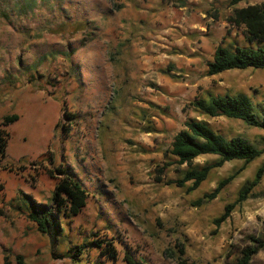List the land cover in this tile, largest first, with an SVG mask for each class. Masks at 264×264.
I'll return each mask as SVG.
<instances>
[{
	"label": "rangeland",
	"instance_id": "1",
	"mask_svg": "<svg viewBox=\"0 0 264 264\" xmlns=\"http://www.w3.org/2000/svg\"><path fill=\"white\" fill-rule=\"evenodd\" d=\"M6 2L29 7L0 15V127L5 116H19L6 126L0 168V264H20L19 257L73 264L64 250L95 238L116 246L118 258L105 264H127L125 252L136 264H180V256L185 264H226L248 236H264V175L219 227L213 223L264 152L246 166L225 162L191 192L165 184L186 167L168 152L186 119L264 147L261 129L190 105L203 90L243 91L264 110V69L205 74L218 45L245 41L244 27L228 21L233 9L264 0H0V8ZM241 167L214 199L194 205ZM66 173L86 189V205L58 217L60 235L43 233L20 200L52 208ZM252 264H264V249Z\"/></svg>",
	"mask_w": 264,
	"mask_h": 264
},
{
	"label": "trees",
	"instance_id": "2",
	"mask_svg": "<svg viewBox=\"0 0 264 264\" xmlns=\"http://www.w3.org/2000/svg\"><path fill=\"white\" fill-rule=\"evenodd\" d=\"M242 1L245 0H229V5L236 6ZM26 7H29L28 2H13L12 5L6 2L5 6L0 8V15L8 18L15 11L16 13L25 12ZM228 21L236 26L244 27L245 41L239 43L237 40H232L224 43V45H218L214 50L212 59L206 63L205 74L214 75L228 70L264 69V3L236 7L228 17ZM190 105L199 115L207 117L224 116L241 120L246 125L257 127L264 132V110L262 109V112L257 110L252 97L243 91L217 93L211 90H203L191 100ZM72 115L74 114L71 116L66 114L65 116L72 121L74 118ZM18 117L17 114L7 115L1 123L0 168L6 166L4 160L9 139L6 126L16 121ZM59 126L64 128L57 123L56 127ZM259 141L264 142V136ZM168 152L173 162L186 167L180 170L179 177L167 180L165 184L175 185L191 192L208 178L213 169L231 161H241L246 166L262 155L264 147L260 148L241 135L227 136L215 130L204 119L189 118L184 121L182 129L173 135ZM203 155H214L215 158L202 164L193 163L194 159ZM242 169L243 167L221 179L212 191L197 198L194 205L200 206L214 199ZM58 171L61 170L58 169ZM263 175L264 163L257 168L252 178L244 181L238 190L236 200L226 204L222 213L213 219L216 227H219L229 217L230 211L236 204L245 201L252 195V191L260 184ZM52 176L54 177L53 174ZM86 200V189L78 180L66 173L55 182L51 195L52 208L47 209L44 205H37L28 197L20 200L19 208L24 207L26 209L27 215L36 224L39 231L60 235L58 217L77 215L85 207ZM109 239H85L80 244L69 246L63 253L74 259L73 264H105L108 260L113 261L118 258L114 241ZM247 242L237 248L233 259L226 264H252L253 257L261 249H264V236H248ZM93 250L97 252V255L91 253V256H88ZM181 252L183 253L182 250ZM123 259L127 264H136L127 252L123 255ZM19 263L22 264L20 257ZM179 263L185 264L181 256Z\"/></svg>",
	"mask_w": 264,
	"mask_h": 264
}]
</instances>
